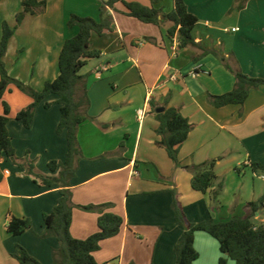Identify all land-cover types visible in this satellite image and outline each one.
<instances>
[{
	"label": "crops",
	"instance_id": "1",
	"mask_svg": "<svg viewBox=\"0 0 264 264\" xmlns=\"http://www.w3.org/2000/svg\"><path fill=\"white\" fill-rule=\"evenodd\" d=\"M38 1L46 2V10L27 15L17 26L4 61L11 77L41 91L46 82L60 75L64 43L78 33L67 26L70 16L99 20L101 2L108 0ZM140 2L151 7L147 0ZM184 2L199 19L192 32L198 47L179 49L178 39H170L166 28L127 16L121 2L110 10L114 30L91 38V47L102 51V56L90 60L80 72L87 77L91 119L78 131L83 159L71 182L73 202L80 206L110 203L113 208L107 211L124 219L120 233L103 241L94 253L98 264H176L175 245L184 228L175 219L173 189L191 223L237 216L233 205L224 212L226 206L214 198L218 183L213 186V182L205 194L197 192L191 186L193 174L182 167L242 151L246 166H264V86L251 90L244 105L215 108L208 101L209 95H223L235 88V74L226 63L234 71L264 79V0H249L242 10H232L235 0ZM155 8L168 14L174 2L164 0ZM21 11V0H0V41L2 24L16 27ZM145 37L154 42L143 41ZM57 99H47L54 102L49 109L40 104L32 126L26 128L17 115L33 100L13 85L3 98L11 109L8 130L17 157L24 159L30 153L36 170L48 176L57 175L50 171L49 163L64 162L68 153L67 132H57L61 120ZM166 102L193 126L180 149L181 167L156 145L159 122L148 112L150 104L162 107ZM145 107L141 124L138 111ZM0 172L4 176L0 183V264H18L13 257L17 245L42 264H53L57 239L37 235L46 232L43 215L56 206L60 188L36 184L5 155L0 158ZM263 196L264 192L254 191L249 203L259 202ZM261 210L264 212L262 205L253 218L256 225L264 221ZM250 213L246 207L242 217ZM11 216L29 218L32 230L12 236L7 230ZM98 218L96 213L75 209L72 236L85 240L97 233ZM194 246L199 253L194 264H219L221 258L235 264L205 232L196 233Z\"/></svg>",
	"mask_w": 264,
	"mask_h": 264
},
{
	"label": "trees",
	"instance_id": "2",
	"mask_svg": "<svg viewBox=\"0 0 264 264\" xmlns=\"http://www.w3.org/2000/svg\"><path fill=\"white\" fill-rule=\"evenodd\" d=\"M151 7L143 5L140 0H108L101 2L100 19L71 15L67 26L70 29H78V33L65 41L60 58V75L54 81L46 82L41 91L14 79L10 76L4 58L8 46L17 26L27 15H38L46 10V2L38 0H21L22 11L17 15L16 27H11L7 22L2 24V37L0 41V101H3V114L0 115V158L4 155L10 158L18 167L25 170L24 174L42 187L60 188V197L56 206L50 213L43 215L46 232L39 236L42 239L55 238L59 247L53 250V264H98L94 259V253L100 250L101 243L117 236L124 219L107 210L113 208V204L80 206L73 202L71 182L77 177L79 162L83 159L81 147L78 142V131L82 124L91 119L89 116L90 99L88 96L87 77L80 74L92 59L102 56V51L91 47L93 34L104 36L106 32L114 30V17L110 10L115 9L119 2L123 3L128 12L127 16L135 18L146 24H153L160 28H166L170 39L177 38L179 49L198 47L192 35L199 19L189 12L184 0H173L174 9L171 13H164L155 6L164 0H147ZM249 0H235L232 10H242ZM143 41L154 42V39L145 37ZM226 67L233 71L236 78L235 88L223 95H209L208 101L215 108H223L230 105H244L251 90L264 86V79H256L234 71L228 63ZM28 95L33 102L17 115V120L26 128L32 126L36 109L42 103L49 109L54 102L47 101L50 96H56V103L61 105V120L57 128L58 134L67 132L68 153L64 162L51 161L50 171L56 176L44 175L36 170L35 162L27 153L24 159H19L13 146L12 138L8 130L10 106L3 98L11 86ZM164 108V112L158 113L157 109ZM149 113L154 114L159 122L156 134L160 137L156 145L163 148L176 167L180 166L179 153L182 145L187 141L193 126L189 119L184 117L179 109L168 107V102L162 107L150 104ZM216 160L205 162L201 165L182 167L193 174L191 180L192 189L207 193L216 180ZM255 173H264V166L259 163L252 165ZM4 179L0 172V183ZM222 185L215 191L214 198L220 196ZM173 211L177 223L184 228V232L175 245L177 256L176 264H194L199 259V253L195 249V235L197 232H205L215 238L221 251L235 264H264V224L256 225L253 218L260 205L264 202V196L256 203H249L251 213L247 216H233L231 218L215 221L209 219L200 223H191L186 216L183 205L179 201L177 189H173ZM80 209L99 215V231L85 240H79L72 236L71 225L73 212ZM8 233L18 237L32 230L29 218L11 216L7 225ZM13 257L18 264H42L21 245L16 246ZM105 264H115L105 263ZM219 264H227V260L220 259Z\"/></svg>",
	"mask_w": 264,
	"mask_h": 264
},
{
	"label": "rangeland",
	"instance_id": "3",
	"mask_svg": "<svg viewBox=\"0 0 264 264\" xmlns=\"http://www.w3.org/2000/svg\"><path fill=\"white\" fill-rule=\"evenodd\" d=\"M215 160L217 181H214L213 186L216 183L219 184L218 188L220 185L223 186L218 199L226 206L224 212H229L228 206L233 205L237 216H243L254 191L261 194L264 192V180L254 174L252 168L245 165L247 157L243 151L240 154L233 152L221 155ZM261 212L264 213L263 210Z\"/></svg>",
	"mask_w": 264,
	"mask_h": 264
},
{
	"label": "built area",
	"instance_id": "4",
	"mask_svg": "<svg viewBox=\"0 0 264 264\" xmlns=\"http://www.w3.org/2000/svg\"><path fill=\"white\" fill-rule=\"evenodd\" d=\"M233 31H235V29H234ZM146 113H147V107H145V108H143V109H141V110L138 111V121H139L141 124H142V123L144 122V120H145ZM7 174H8V172H7ZM260 178H262V179L264 180V175H261ZM262 206L264 207V202H263ZM262 224H264V221H263Z\"/></svg>",
	"mask_w": 264,
	"mask_h": 264
},
{
	"label": "water",
	"instance_id": "5",
	"mask_svg": "<svg viewBox=\"0 0 264 264\" xmlns=\"http://www.w3.org/2000/svg\"><path fill=\"white\" fill-rule=\"evenodd\" d=\"M164 110H165L164 108H159V109H157V112L162 113V112H164Z\"/></svg>",
	"mask_w": 264,
	"mask_h": 264
}]
</instances>
